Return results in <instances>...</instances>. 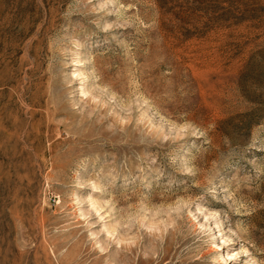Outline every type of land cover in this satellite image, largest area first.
Segmentation results:
<instances>
[{
    "label": "rangeland",
    "instance_id": "374dc122",
    "mask_svg": "<svg viewBox=\"0 0 264 264\" xmlns=\"http://www.w3.org/2000/svg\"><path fill=\"white\" fill-rule=\"evenodd\" d=\"M0 264H264V0H0Z\"/></svg>",
    "mask_w": 264,
    "mask_h": 264
}]
</instances>
